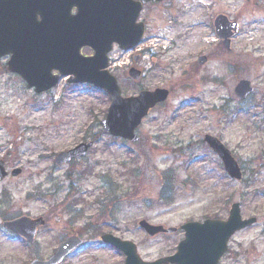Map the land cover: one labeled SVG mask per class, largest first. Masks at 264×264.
Returning <instances> with one entry per match:
<instances>
[{"label":"rangeland","instance_id":"374dc122","mask_svg":"<svg viewBox=\"0 0 264 264\" xmlns=\"http://www.w3.org/2000/svg\"><path fill=\"white\" fill-rule=\"evenodd\" d=\"M217 15L238 24L229 49L215 34ZM141 18L146 30L136 50L109 54L124 96L169 90L137 128L138 144L101 133L109 106L101 90L62 79L35 93L0 58V160L9 172L21 170L0 182V264L46 259L67 234L80 235L83 245L61 264H124L122 253L99 242L103 233L134 242L153 261L172 254L183 231L149 238L139 220L179 228L224 219L232 203L257 222L230 238L218 264H264V0H164ZM136 53L144 75L135 85L125 73ZM239 80L254 89L245 102L233 93ZM206 133L231 151L240 181L202 141ZM82 141L93 142L86 156L54 164L57 153ZM165 175L167 199L159 195ZM22 215L45 220L31 245L2 226Z\"/></svg>","mask_w":264,"mask_h":264},{"label":"water","instance_id":"95a60500","mask_svg":"<svg viewBox=\"0 0 264 264\" xmlns=\"http://www.w3.org/2000/svg\"><path fill=\"white\" fill-rule=\"evenodd\" d=\"M149 1L152 0H0V58L9 55L7 69L19 74L27 87L36 93L56 86L59 75L69 76V83H87L101 89L110 100L107 114L100 122L102 133L136 142L135 129L149 110L166 100L168 91L157 88L124 97L115 77L106 68L113 44L122 50L139 44L144 26L137 23V19L142 5ZM74 6L78 9L75 15L70 12ZM214 26L216 35L229 48V38L236 33L237 24L229 23L226 17L219 15ZM82 47L91 48L93 55H81ZM138 60L139 56H134L133 61ZM205 61V57L198 58L200 64ZM126 75L133 82H138L141 70L133 66ZM252 91L250 82L246 80H240L234 87L239 100L246 99ZM204 140L221 159L227 175L240 180L241 169L224 144L210 135H206ZM90 146L91 143H81L61 152L55 163L61 165L72 158L82 157ZM19 173L17 169L11 175ZM6 175L4 163L0 161V181ZM255 222L254 217L243 219L239 204L233 203L226 220L206 219L181 225L184 238L178 243L176 252L151 262L140 258L136 245L131 241L111 234H103L101 241L123 253L124 264H218L227 250L229 238ZM43 224L41 218L22 216L4 222L3 227L32 243L36 229ZM138 226L149 238L158 234H174L177 230L145 220H140ZM80 244L78 236L67 237L48 260L35 259L29 264H58Z\"/></svg>","mask_w":264,"mask_h":264},{"label":"flooded vegetation","instance_id":"af4514ba","mask_svg":"<svg viewBox=\"0 0 264 264\" xmlns=\"http://www.w3.org/2000/svg\"><path fill=\"white\" fill-rule=\"evenodd\" d=\"M154 4H158V3H156V2L153 1V2H149V3L145 4V5L143 6V9H142L141 13L144 11V9H145L147 6H149V5H154ZM77 11H78L77 6H74V7L71 9V13H72V14H76ZM141 13H140V14H141ZM140 20L142 21V18H141ZM142 22H143V21H142ZM143 23H144V22H143ZM144 24H145V23H144ZM84 51H88V52H87V53H84ZM81 53H82L84 56H90V55L93 54L92 50L89 49V48H82V49H81Z\"/></svg>","mask_w":264,"mask_h":264},{"label":"trees","instance_id":"16d2710c","mask_svg":"<svg viewBox=\"0 0 264 264\" xmlns=\"http://www.w3.org/2000/svg\"><path fill=\"white\" fill-rule=\"evenodd\" d=\"M132 175L135 176V174L133 173V171H131ZM170 181H171V178L168 176L165 175L164 176V179H163V186H162V189L160 191V197L163 198V199H167L168 198V194L165 193V189H168V188H171L172 186H170Z\"/></svg>","mask_w":264,"mask_h":264}]
</instances>
